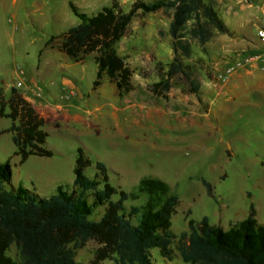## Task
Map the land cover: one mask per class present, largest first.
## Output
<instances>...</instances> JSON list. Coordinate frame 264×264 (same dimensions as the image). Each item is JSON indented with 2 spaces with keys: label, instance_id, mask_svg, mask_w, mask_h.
Segmentation results:
<instances>
[{
  "label": "rangeland",
  "instance_id": "374dc122",
  "mask_svg": "<svg viewBox=\"0 0 264 264\" xmlns=\"http://www.w3.org/2000/svg\"><path fill=\"white\" fill-rule=\"evenodd\" d=\"M114 1L128 12L135 0H0V89L8 99L11 88L17 87L44 113L45 147L53 152L21 161L13 132L8 131L13 120L0 117V161H9L11 166L7 187L22 184L43 197L55 194L59 185L72 188L81 147L93 161L85 169L89 177L96 175V162L101 161L110 182L128 192L136 190L145 176L166 181L179 196L171 226L177 236L188 229L190 218L199 222L207 216L211 223L228 229L245 219L251 206L264 223V98L246 91L213 99L212 92L201 96L193 88L227 78L213 77L214 70L254 61L264 69L259 59L247 61L263 56V50L243 51L239 46L234 55L222 51L234 44L235 37H257L264 25L248 20L254 18L256 5L264 8V0H204L218 12L227 31L209 25L212 37L204 45L188 34L190 55L175 49L169 33L173 11L139 12L116 44L118 54L137 74L132 92L123 97L107 76L94 87L98 69L94 54L75 60L57 47L62 34L81 22L76 12L96 14ZM257 39L263 47L264 41ZM175 58L183 71L168 76ZM38 70H43L40 77ZM66 78L77 83L82 97L79 108L56 106L51 91L64 102ZM166 78L171 83L169 91L156 94L153 85ZM42 79L49 88L44 100L40 99ZM203 180L211 184L212 194ZM143 200L129 199L126 205ZM101 215L97 210L91 217L98 220ZM97 247L94 240L88 241L76 251V260L89 263ZM8 254L18 259V247L13 245ZM152 255L155 264H186L176 249L171 260L159 248H153Z\"/></svg>",
  "mask_w": 264,
  "mask_h": 264
},
{
  "label": "trees",
  "instance_id": "16d2710c",
  "mask_svg": "<svg viewBox=\"0 0 264 264\" xmlns=\"http://www.w3.org/2000/svg\"><path fill=\"white\" fill-rule=\"evenodd\" d=\"M159 10L173 11L169 33L175 49L186 55L191 53L188 34L204 45L212 37L209 25L227 31L218 12L204 0H135L128 12L114 1L96 14L76 12L81 22L62 34L57 47L75 60L94 54L98 67L94 87L107 76L115 84L117 95L123 97L133 88L134 70L118 54L116 44L139 12ZM182 71L175 58L167 74ZM170 87L166 78L156 82L153 91L164 95ZM0 100V117L13 120L8 131L13 132L21 161L31 155L52 156L45 147L47 121L34 104L17 87L11 88L8 99L0 89ZM78 151L73 187L59 185L49 197L22 184L7 187L11 166L9 161H0V264H104L106 260L111 264H155L153 248H159L169 260L176 249L186 264H264V223L258 221L253 206L245 219L228 229L211 223L207 216L199 222L190 218L188 229L177 236L171 226L179 196L166 181L145 176L136 190L128 192L110 182L101 161L96 162V175L87 176L85 169L93 161L83 148ZM203 183L212 194L211 184L206 180ZM141 198L142 203L127 207V200ZM97 210L102 214L100 219H92ZM90 240L98 244L94 258L89 263L78 262L76 251ZM13 245L19 249L18 259L8 254Z\"/></svg>",
  "mask_w": 264,
  "mask_h": 264
},
{
  "label": "crops",
  "instance_id": "0c3cea01",
  "mask_svg": "<svg viewBox=\"0 0 264 264\" xmlns=\"http://www.w3.org/2000/svg\"><path fill=\"white\" fill-rule=\"evenodd\" d=\"M257 1L260 2L262 0H257ZM256 8L257 9H256V13L254 14V18H250V20L248 21L256 23V24L260 23L264 25V8L263 6L260 7L259 5H256ZM209 41H211V39ZM239 46L242 47L243 51L254 52L257 50H263L264 52V46L262 47L261 45L258 44L257 37L252 36V35H246V34L244 35V37H235L234 44L228 48L222 47V51L225 50L228 52V53L226 52V54L233 53L232 55H234V51L236 50V47H239ZM38 71H39L38 75L40 77L42 75L43 70H38ZM51 71H54V70H51ZM218 72L219 70L212 71L213 77L215 75L217 76ZM136 75H137L136 71L134 70V74L132 78L133 84L136 83V79H135ZM36 80H39V79H36ZM39 83L42 85V88H43V93H42L43 95L40 99L44 100L46 99L44 93L46 92L47 86H46L44 79H42V82L40 81ZM138 83L140 84L141 82H138ZM50 84L51 85L54 84L53 79L50 81ZM34 85H37V84H34ZM195 85L197 86L196 90H198L201 93V96H203L202 93L204 92H212L214 95L213 99L220 98L222 96L226 98H232L246 91L258 92L264 98V69L260 67V63H258L257 61L245 63L235 68L234 71L231 74H229L222 83L221 82H211V83L205 82L204 84H200V85L195 84ZM47 89L49 88L47 87ZM77 89H78V86H77L76 81L70 78L64 79L62 90L68 91L67 96L63 98V99H66L65 100L66 102L59 101L57 96L55 95V92L51 90L50 91L52 93V96L56 98L57 107L73 106L75 108H79L80 107L79 100L82 99V97L79 96L80 93H78ZM25 97L33 103V100L30 97H27V96ZM33 104L36 107L35 103ZM36 109L38 110L37 107ZM38 112L46 119V116L44 115V113L40 112L39 110Z\"/></svg>",
  "mask_w": 264,
  "mask_h": 264
},
{
  "label": "built area",
  "instance_id": "2783aa9c",
  "mask_svg": "<svg viewBox=\"0 0 264 264\" xmlns=\"http://www.w3.org/2000/svg\"><path fill=\"white\" fill-rule=\"evenodd\" d=\"M257 37L261 40V41H264V28H260L258 29L257 31ZM259 59L260 61H262L264 63V55L263 56H252L250 58H247V61H250V60H257ZM234 69V66H229L227 68H225L223 71L219 72L218 73V78L220 79H225L229 74H231V72L233 71ZM21 83H19L20 85Z\"/></svg>",
  "mask_w": 264,
  "mask_h": 264
}]
</instances>
